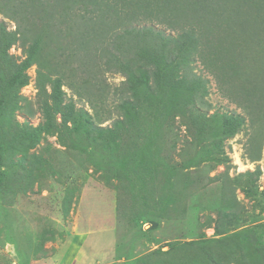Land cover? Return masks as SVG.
<instances>
[{
    "label": "rangeland",
    "instance_id": "rangeland-1",
    "mask_svg": "<svg viewBox=\"0 0 264 264\" xmlns=\"http://www.w3.org/2000/svg\"><path fill=\"white\" fill-rule=\"evenodd\" d=\"M201 1L185 7L195 11ZM11 2L0 0V28L14 36L2 70L36 48L17 107L0 116L4 140L44 121L40 105L50 102L56 78L63 104L87 111L94 129L72 130L57 113L59 131L40 132L24 152L3 153L0 264H76L58 262L74 242L93 249L91 257L108 250L89 264H264V0L236 1L251 11L238 12L232 37L239 47L218 48L219 62L233 66L221 82L201 59L199 34L196 49L181 52L182 31L137 12L135 0H85V19L97 26L78 51L70 39L84 33L81 22L69 32L58 18L52 31L67 38L52 43L53 35L18 27ZM153 54L171 56L177 75L168 71L157 85ZM130 73L149 75L148 83ZM225 114L244 119L233 136L222 134ZM97 126L115 127L113 141Z\"/></svg>",
    "mask_w": 264,
    "mask_h": 264
},
{
    "label": "trees",
    "instance_id": "trees-1",
    "mask_svg": "<svg viewBox=\"0 0 264 264\" xmlns=\"http://www.w3.org/2000/svg\"><path fill=\"white\" fill-rule=\"evenodd\" d=\"M6 2H11V6L16 9L17 15H15V21L17 22L18 27H21V23H25L29 31L33 30L41 34L46 33L51 37L54 36V40L63 38L67 36L62 35L60 31H52L58 27L56 20L62 19L66 25L73 27L77 25V21L81 22L84 25V33L77 31L71 37L70 41L77 43L76 46H71V50H81L85 47L88 42H90V37L87 33L90 34L91 30H94V27L97 26L93 21L85 18H88L84 11L86 10V5H84L85 0H5ZM137 12L140 11L142 15L150 16V14H155L154 16L159 18L160 23H163L169 29H180L182 33L179 34L181 43H179V49L181 52H184L189 49H196L194 44L196 42V35L203 39L200 49H198L201 59L203 60L204 65L207 67L214 78L219 82L221 80L232 78L231 68L233 66H227L224 62H219L222 57L218 51L219 47L226 48L228 51L231 48L239 47V41L236 42V38H233V28L235 23L238 21V12L245 13V10L248 12L249 9H237L238 3L248 4L247 0H207L201 1V8L196 7L195 11L187 10V6L192 0H189L183 8H180L176 5L179 4V0H170L172 4L165 3V0H156L154 8H151L149 2H144L141 0H135ZM244 1V2H243ZM58 5V6H57ZM160 7H159V6ZM244 5H241L243 8ZM69 9V10H67ZM72 16V10H74ZM154 9V13L152 11ZM126 10V9H125ZM125 10L118 11L113 9L112 13L115 16L125 15L123 12ZM120 15H119V14ZM75 19V21H73ZM72 23V24H69ZM186 27L187 29H184ZM191 29V32H189ZM133 30V29H132ZM240 32V30H238ZM0 62L9 57L8 50L13 44L14 36L12 33H7L5 27L1 25L0 28ZM96 33L95 31H93ZM92 32V33H93ZM129 32V31H127ZM196 32V33H195ZM99 33V31H98ZM97 33V34H98ZM96 34V35H97ZM1 35L7 36L5 40ZM225 38V40H223ZM175 39V38H174ZM247 40L248 44V39ZM177 39H175L176 41ZM220 40V41H218ZM68 46H69V40ZM246 42V41H245ZM71 43L70 45L74 44ZM35 46L29 48L27 52L28 55L26 58L20 62H12L13 68L9 71L2 70L0 66V116H3L6 111L13 110L18 105V91L19 89L28 83V75L26 70L32 64V54L35 51ZM147 50V49H145ZM145 50H139L137 53L143 55ZM205 55V58L203 56ZM152 55V54H151ZM154 56L151 58V64L153 70L151 72L152 78L157 85L159 83L165 82V76L168 71L179 70V63L173 62L170 59L171 56L160 55ZM150 55L147 56L149 58ZM1 65V64H0ZM195 76V75H194ZM149 75L140 76L135 78L133 73L128 75V79L138 83V84H147ZM178 78V77H177ZM196 78V77H195ZM178 82L182 81L181 78H178ZM263 85H264V81ZM264 87V86H263ZM262 89V88H261ZM260 89V92H261ZM264 89V88H263ZM231 91V90H230ZM264 92V91H263ZM232 93V92H231ZM63 95L64 92L61 90V81L59 78H56L52 81L51 92L49 93L50 102L44 100L41 105V111L43 112L44 121L37 126L25 124L23 127H20L17 134H15L10 141L4 140L3 135H1L0 128V164L3 161V153L8 149L17 150L24 152L29 147H34L39 140L40 132L50 133L51 131H59L60 127L56 123V114H60V120L63 125L68 127V123H72L70 128L72 130L83 129L88 135L91 134L94 129L92 122H90V115L84 109L74 110V104L70 100L68 103L63 104ZM244 123V119L237 115H224L222 119V134L224 137L233 136L239 129V127ZM96 132L98 135H105L107 141H113V138L116 135L115 127H96ZM36 158V157H34Z\"/></svg>",
    "mask_w": 264,
    "mask_h": 264
},
{
    "label": "crops",
    "instance_id": "crops-1",
    "mask_svg": "<svg viewBox=\"0 0 264 264\" xmlns=\"http://www.w3.org/2000/svg\"><path fill=\"white\" fill-rule=\"evenodd\" d=\"M77 243L78 242L76 243L74 242V244L68 248L63 247L62 249H64V252H63L64 254H59L61 259L58 260V262L63 261V263H66L67 259L70 258V259H75V261L77 262L76 264H89L93 256L95 258L99 257L100 258L99 261L104 260L107 257L108 250H101L100 253H97L95 251L93 256L91 257V253L93 252V249L88 247L89 252H86L87 247L85 248L84 244L80 245V243L79 244ZM66 251L69 252L68 257H66L65 255ZM113 256H114V253H113ZM96 264H103V263H96Z\"/></svg>",
    "mask_w": 264,
    "mask_h": 264
}]
</instances>
